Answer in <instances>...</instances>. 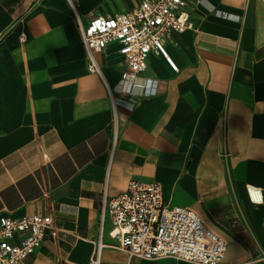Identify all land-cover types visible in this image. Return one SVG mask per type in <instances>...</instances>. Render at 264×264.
<instances>
[{"label": "crops", "instance_id": "obj_1", "mask_svg": "<svg viewBox=\"0 0 264 264\" xmlns=\"http://www.w3.org/2000/svg\"><path fill=\"white\" fill-rule=\"evenodd\" d=\"M140 1L0 0V216L53 219L19 264H90L100 237V264H199L111 246L102 199L130 180L195 211L227 244L218 264H264V0H200L165 37L177 71L152 51L122 82L111 42L90 72L80 25Z\"/></svg>", "mask_w": 264, "mask_h": 264}, {"label": "built area", "instance_id": "obj_2", "mask_svg": "<svg viewBox=\"0 0 264 264\" xmlns=\"http://www.w3.org/2000/svg\"><path fill=\"white\" fill-rule=\"evenodd\" d=\"M200 0H141L132 9L114 15L92 16L80 25L82 43L88 59V70L100 73L94 52L117 42L125 57L121 81L134 85L147 68L149 53L163 55L174 70L177 64L167 55L165 37L174 31L193 27L190 10ZM149 93L156 88L151 85ZM146 92V91H145ZM148 92V91H147ZM251 201L261 203V187L246 184ZM112 223L110 234L117 240L113 247L129 256L156 258L171 256L199 264H218L227 244L214 233L192 209L164 201L157 182L130 180L127 188L102 199L101 223L105 215ZM53 226L50 215L26 214L18 218L0 216V264H19L41 245ZM107 246L101 237L94 241L90 264H100L101 250Z\"/></svg>", "mask_w": 264, "mask_h": 264}]
</instances>
